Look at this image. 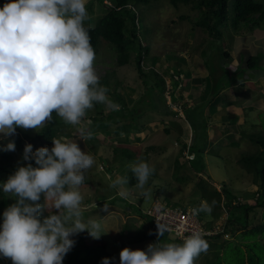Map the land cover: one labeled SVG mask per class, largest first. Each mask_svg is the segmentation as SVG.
Returning a JSON list of instances; mask_svg holds the SVG:
<instances>
[{
    "label": "rangeland",
    "instance_id": "obj_1",
    "mask_svg": "<svg viewBox=\"0 0 264 264\" xmlns=\"http://www.w3.org/2000/svg\"><path fill=\"white\" fill-rule=\"evenodd\" d=\"M87 8L89 19L84 22L87 25L92 20H96L97 14L104 12L99 0L91 1ZM143 10L145 12L143 24L150 33L147 39H142V43L150 47L149 57L156 58L154 65L151 61L145 60L143 68L153 66L159 73H163L168 67H174L179 72H190L192 86L184 90L185 82L179 83L174 94L177 97L181 95L182 99L178 105H172L168 95V91L172 88V80L165 79L168 90L165 92L167 104L170 110L177 112V116H163L156 110H149L143 104L146 86L135 68L134 55H130L128 64L119 67L116 65L115 57L104 44L99 49L95 56L94 68L101 79L107 74L109 98L116 103L115 97L119 94L128 109L136 108V112H142L144 109L139 119L144 128L138 131L132 125L128 128L125 124L117 127L106 124L90 128L91 138L82 140L78 132L79 125L67 124L55 115L62 127L56 138L76 141L82 151L92 154L96 160L95 165L86 173V179L81 187L84 195L82 211L85 220L105 218L106 233L102 234L100 239H93L86 231L78 235H84L85 242L89 245L104 246L106 252L111 254V264H120L119 253L125 247L144 250L149 244L161 242L164 236L169 242L178 243L174 234L166 232L162 236L156 233L154 241L147 239L142 243L130 242L140 232L148 231L145 215L152 212L154 207L170 205L188 211L198 208L201 202L205 201L199 197L201 190L198 185L202 183L208 190H215L222 195L220 205L214 207L212 204L211 213L203 212L201 220L203 227L210 224L207 230L221 234V237L207 240L209 249L206 253H201L195 264H207L208 260L220 264L218 260L221 258H216V252L218 256H222L235 245L244 251V246L253 241V238L243 239L240 235L243 232L247 234V230L256 226L262 218L263 209L256 207L247 214L246 229L242 224L228 221L227 209L222 204L224 202L222 191L225 188L237 197L238 202L247 200L252 206L255 205L257 189L254 175L246 173L238 164V160L243 154L258 151L257 145L250 141L249 136L264 133V24L262 28L255 29L252 33L241 34L237 31L239 27L232 28L229 23L223 31V41L217 42L207 31H201L196 26L199 11L193 10L190 5H180L175 9L165 0H150ZM181 16L184 18L181 19ZM139 21L140 19L137 20ZM220 43L229 54L228 59L221 61L228 70L236 69L244 53L250 56L261 54L263 57L259 68L245 72L254 76L249 81H245L242 88L235 84L221 91V97L226 99L230 96L226 102L219 100V96L213 105L208 104L203 108L208 144L203 155L200 156L203 170L195 173L190 163L193 156L188 151L191 135L187 132L188 126L183 120L182 111L184 108L201 104L203 94L204 97L206 94L210 95V83L203 79L208 71L203 66L205 60L201 53L203 52L208 59L210 56L214 59L217 55L214 47ZM182 58L184 61L180 60ZM219 74H221L220 70ZM178 78L182 79L183 74L181 73ZM257 101L259 103L256 106ZM100 105L104 109L103 115L107 114L109 110L105 105ZM84 123L88 127L89 122L86 117ZM231 128L238 132H233ZM18 129L20 134L27 133L33 136L41 128L25 130L18 127ZM183 130L185 135H182ZM105 131L108 135L104 133ZM9 138L0 134V147L6 146ZM182 144H186L187 147L184 148ZM115 149L129 150L134 158L143 159L155 168L146 185L152 189L151 199L140 196L135 185L130 183L125 186L129 190L126 196H121L118 189L109 186L117 176L128 177L132 165V160L127 161L120 152H117L120 155L116 162ZM13 162L19 166H26L29 163L18 157L13 158ZM120 162H123L122 166ZM175 177L182 180L177 181ZM196 215L198 217L199 214ZM259 240L264 242V237L254 238V241ZM256 253L258 254V251ZM0 264H6V259L2 256H0ZM259 264H264V260Z\"/></svg>",
    "mask_w": 264,
    "mask_h": 264
},
{
    "label": "clouds",
    "instance_id": "obj_2",
    "mask_svg": "<svg viewBox=\"0 0 264 264\" xmlns=\"http://www.w3.org/2000/svg\"><path fill=\"white\" fill-rule=\"evenodd\" d=\"M87 3L88 0H9L0 7L3 137L14 136L18 127L43 128L52 122L55 113L65 123L79 125L80 137L86 140L92 133L84 118L94 104L119 110L94 68L95 51L84 24L89 19ZM52 144L51 149L40 147L35 151L32 144H25L22 159L29 163L19 166L0 185L16 201L4 210L0 225V256L12 264H63L76 243L74 236L86 231L93 239H100L106 233L105 218L85 220L82 211L81 187L86 173L96 163L95 157L82 151L74 140L56 138ZM15 148V142L10 140L0 150ZM130 167L138 194L151 199L152 189L146 185L155 168L143 159ZM128 183L127 176H117L109 186L126 196ZM212 208V204L202 201L192 211L210 214ZM44 212L48 215L44 216ZM165 231L167 227L157 223L158 236ZM182 242L158 241L144 250L125 247L119 253L120 264H195L209 249L201 232H193ZM102 264H109L108 258Z\"/></svg>",
    "mask_w": 264,
    "mask_h": 264
},
{
    "label": "trees",
    "instance_id": "obj_3",
    "mask_svg": "<svg viewBox=\"0 0 264 264\" xmlns=\"http://www.w3.org/2000/svg\"><path fill=\"white\" fill-rule=\"evenodd\" d=\"M93 0H88V5ZM168 5L178 9L180 5H190L193 10L199 11V17L195 22L196 26L199 27L201 31H207V33L217 40V42H222L223 31L229 23H231L232 28H238V32L241 34L252 33L255 29L262 28L264 24V0H165ZM9 0H0V7H3L5 3ZM150 0H99L100 7L104 10L103 13L97 14L96 20L85 27L89 30L90 43L95 51V56L98 54L99 49L106 46L110 53L115 57L116 65L119 67L125 66L129 62L130 55H134V64L138 72L139 77L142 79L146 86L145 99H142L143 104L148 107L149 110H156L163 116H177V112L170 110V106L167 104L165 97V92L168 91L166 88L165 79L169 78L172 80V88L168 91L169 99L172 105H178V102L182 99V96L177 97L174 94L175 89L178 87L179 83L185 82L183 89L188 90L192 86L190 83L191 73L187 71L179 72L174 67L165 68L163 73H159L158 70L150 66L149 68H143V63L145 60L151 61L154 65L156 58L149 57L150 47L147 44L142 43V39H147L150 30L144 26L143 17L145 12H143V7L148 6ZM87 5V6H88ZM86 6V7H87ZM88 9V8H87ZM144 14V15H143ZM181 19L184 16L180 17ZM140 19L139 22L137 20ZM211 45V44H210ZM217 55L214 59L213 56L206 58L201 53L204 58L203 66L208 71L207 76L203 79L210 83L211 93L204 97L201 104L190 106L184 108L183 120L187 124V132L191 135L190 145L188 151L192 154L190 159L191 167L195 173H200L203 170L202 160L200 156L203 155L204 150L207 148V126L206 119L203 117V108L211 104L213 105V100L220 96L221 91L232 86L240 85L243 87L245 81H249L253 78L254 74H247L246 71H253L259 68V63L262 59L261 54H256V56H250L247 53L241 55V60L235 70H228L223 64H221L222 59H228L229 54L224 50L221 43L214 47ZM184 61V59H180ZM202 70V69H201ZM219 70L221 74H219ZM183 74V78L179 79V75ZM100 84L107 87V74L105 76L99 77ZM177 78V79H175ZM204 81V80H203ZM206 83V82H205ZM207 83V84H208ZM234 97V96H233ZM264 97V96H263ZM230 98L228 96L226 99ZM235 98V97H234ZM224 97L219 98L226 102ZM264 99V98H263ZM116 103L120 106L118 111H108L107 114L103 115L104 109L100 104H94V107L88 110L86 119L88 120L89 131L90 128L97 126H104L106 124H111L115 127L118 125H127L128 128L134 126L138 131H140L144 126H141L139 119L142 112H136V108L128 109L126 102L121 99L120 95L117 94L115 97ZM229 102V101H228ZM259 101L256 102V106ZM138 114L139 116H134ZM56 114L53 113L52 122L46 124L41 128L35 135L31 136L27 133L20 134L18 128L16 129V134L10 136L8 142L14 141L16 148L15 151H3L0 150V185L6 182L7 178L14 174L19 165L14 164L13 158L18 157L22 159L24 146L27 143L33 145V151L40 147H48L51 149L53 146L52 139L57 137L58 131L61 125L57 121ZM105 117V118H102ZM234 128V127H233ZM231 130L233 132H238L235 129ZM116 130L114 131V133ZM168 132V130H166ZM108 135V132L105 131ZM182 135H185L184 130ZM250 141L255 143L258 147L257 152H251L250 154L241 155L238 160V164L244 169L246 173L254 175V184L256 185L257 198L255 205L252 206L247 200L243 202H238L237 197L233 195L229 190L223 189V207L227 209L228 221L242 224L244 229L247 225V214L254 208L263 209L261 215V221L254 227L248 229V233L244 232L240 235L243 239L253 238V241L248 242L244 246V251L237 247L232 246L231 250L225 252L222 256H218L216 252V258L220 257L218 260L220 264H259L264 260V242L254 241L255 237H264V133L261 135L251 134L249 136ZM186 148V144H182ZM3 147H0L2 149ZM117 152H120L122 157L131 163L138 162L139 158H134V155L129 150L123 149L117 151L114 150L116 155V162L118 160ZM133 156V157H132ZM33 167H36L35 162L31 161ZM123 165V162H120ZM118 167V165H117ZM129 183L131 185L136 184L134 174L130 170L128 174ZM177 181L182 179L175 177ZM201 182V181H200ZM201 190L200 198L205 200L209 204H213L214 207H218L221 203L222 195L215 190H208L206 186L202 183L198 185ZM15 198L7 196L0 188V225L3 223V212L4 210L15 203ZM183 210H185L183 208ZM44 216L48 213L44 212ZM146 216V221L148 222V231L140 232V234L133 238L130 243H142L144 240L151 239L156 240L155 234L157 230L152 229V218ZM203 212L198 215L199 221L201 222ZM202 225V224H201ZM210 224L205 225L202 228L209 229ZM225 231L226 227H225ZM221 237V234H216L212 237L204 236L206 240H216ZM76 241L72 250L66 254L63 259V264H96L101 262L104 258H108L109 264H111V254L106 252L104 246H92L85 242L84 235H76L73 237ZM177 244L183 243L178 241ZM159 243H171L164 236ZM216 247V246H215ZM258 251V254L256 253ZM6 259V264H12L10 259ZM207 264H214V261H207ZM219 264V263H218Z\"/></svg>",
    "mask_w": 264,
    "mask_h": 264
},
{
    "label": "built area",
    "instance_id": "obj_4",
    "mask_svg": "<svg viewBox=\"0 0 264 264\" xmlns=\"http://www.w3.org/2000/svg\"><path fill=\"white\" fill-rule=\"evenodd\" d=\"M152 218V229L157 230V223L167 227L166 233H172L181 241L193 232H201L204 236L214 235V231L202 228L201 222L192 210H181L178 207L159 205L154 207L152 212L146 213Z\"/></svg>",
    "mask_w": 264,
    "mask_h": 264
}]
</instances>
